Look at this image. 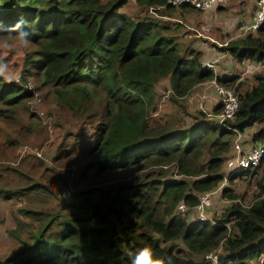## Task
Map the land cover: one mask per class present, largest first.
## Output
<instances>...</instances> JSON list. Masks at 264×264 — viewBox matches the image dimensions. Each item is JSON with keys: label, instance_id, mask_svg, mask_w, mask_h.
I'll return each instance as SVG.
<instances>
[{"label": "trees", "instance_id": "16d2710c", "mask_svg": "<svg viewBox=\"0 0 264 264\" xmlns=\"http://www.w3.org/2000/svg\"><path fill=\"white\" fill-rule=\"evenodd\" d=\"M128 1L0 0V34L26 33L23 37L37 46L36 55L28 54L26 62L40 70L64 104L93 118L81 152L74 145L66 155L75 159L76 174L95 170L96 175L117 180L115 185L59 199V209L36 215L19 209L39 225L25 236L10 232L16 248L0 257V264H133L146 247L152 259L171 257V264H210L205 254L220 247V259L230 264H261L263 196L248 206L231 204L215 224L209 218L189 222L176 210L179 203L194 207L198 195L220 186L226 177L221 173L225 154L236 135L231 128L243 132L264 125V22L219 47L238 62L253 60L262 69L248 89L236 86L242 92L234 117L226 121L228 128L202 111L186 124L188 112L178 99L203 82L216 78L226 83L231 78L214 76L202 66L203 52L181 48L163 26L151 20L134 22L120 12ZM135 1L149 8L166 2ZM188 7L197 9L186 4L179 8ZM164 79L170 84L169 100L179 110L170 114L168 126H154L151 118L159 101L155 87ZM17 83L0 77V104L15 105L32 93ZM221 107L215 105L212 113L218 114ZM252 140V146L264 148L259 142L264 141V128L254 132ZM257 166L232 173L228 180L255 174ZM172 168L181 178L170 180ZM39 188L36 182L16 192L0 188V197Z\"/></svg>", "mask_w": 264, "mask_h": 264}, {"label": "rangeland", "instance_id": "374dc122", "mask_svg": "<svg viewBox=\"0 0 264 264\" xmlns=\"http://www.w3.org/2000/svg\"><path fill=\"white\" fill-rule=\"evenodd\" d=\"M256 2L257 0H224L220 7L217 4L201 11L189 7L184 10L180 6L172 7L171 10H163L159 6L149 8L138 5L135 0H129L119 10L134 22L151 20L163 26L166 28L164 33L173 36L181 48L191 49L200 44L208 47L209 51L202 54V66L207 60H216L214 76L231 78L226 83L219 80L217 82L238 95L255 83L253 75L262 69L253 60L238 62L219 47L222 45L223 48L226 42L243 33L242 27L256 13ZM36 49L37 46L21 34H0V70L6 75L18 77V81H12L32 91L15 105L0 104V188L16 192L20 187L29 188L34 182L40 187L37 192L12 198L0 197V257L16 248V240L10 232L25 236L29 231L34 232L39 225L38 220L20 213L19 209L33 211L35 215L36 212L59 209V199L67 198L74 192L99 190L117 183V180L112 179L113 175H96L95 170L83 173L82 176L76 174L75 159L66 155L74 145H77L78 153L81 152L88 137L85 134L90 133L94 126L93 118H86L64 104L56 93V88L44 81L40 70L26 62L28 54L36 55L33 53ZM0 77L2 82H6L3 75ZM238 84L242 85L240 92L235 90ZM169 86L168 79H164L155 87L159 101L156 113L151 118L154 126H168L170 114L173 116L179 110L177 103L169 100ZM178 100L188 112V116H184L186 124L195 121V117L200 116V111L207 119L219 122L217 116L220 112L214 114L212 110L221 100L219 96L216 98L211 80L195 86L186 97ZM261 128L264 125L255 124L240 132L238 139L237 135L233 136L234 145L225 154L226 160L221 170L224 176L229 172L226 169L227 160L231 161L236 157V142L241 153L247 152L254 145L253 133ZM259 142L264 144V141ZM171 173L173 175H169V178H181L173 173V168ZM139 174L140 172L136 173ZM219 187L221 189L217 191ZM219 187L212 190L217 192L212 195L206 208L209 221L213 224L222 221L225 210L231 204L237 202L248 206L257 196L264 197V161L257 166L255 174L231 181L223 179ZM223 190L226 192L225 196L222 195ZM176 212L179 213L178 210ZM191 212L192 208L188 207L185 213L180 214L193 222ZM215 251L223 254L221 247ZM249 264L260 263L252 260Z\"/></svg>", "mask_w": 264, "mask_h": 264}, {"label": "built area", "instance_id": "2783aa9c", "mask_svg": "<svg viewBox=\"0 0 264 264\" xmlns=\"http://www.w3.org/2000/svg\"><path fill=\"white\" fill-rule=\"evenodd\" d=\"M223 1L224 0H166V4L164 6L170 5L177 7L182 4H186V5H191L199 10H208L216 6L217 4L220 5V3ZM164 6H161L160 8H163ZM263 22H264V0H257L256 13L254 15V18L249 23L245 24L242 27V32H243L242 34L248 31H255ZM215 61L216 60H207L203 62V66L211 69L214 72ZM211 82L213 84V91L216 95V98H218L219 96L221 100L222 107L219 115L217 116L219 119L218 123L228 128L226 125V121L234 117V114L238 108V97L234 91L229 90L224 86L220 85L217 82L216 78L212 79ZM231 130L236 133L237 135L236 139H238V137L240 136V132H238L234 128H231ZM235 147L237 149L236 157L234 160L231 161L230 159L227 160L226 169L229 172H227V176L224 177V181H227L229 175H231L232 173H235L239 170L252 169L256 167L259 164L262 157L264 156V148L260 146H250L247 152L244 151L242 152L243 154L240 152L239 145L237 142L235 144ZM217 189H218L217 191H219L221 188L219 187ZM217 191H208L199 196L198 202L192 208V212H191V217L194 219V221H204L208 219L206 208L210 204L212 195ZM186 207L187 206L180 203L177 206V210L179 213H185L188 208ZM220 255L221 254L216 253V251L213 250L206 253L204 259L209 261L210 264H230V261L228 260L227 261L221 260ZM263 261H264V254H262L260 258V262L262 263Z\"/></svg>", "mask_w": 264, "mask_h": 264}, {"label": "clouds", "instance_id": "9594fccd", "mask_svg": "<svg viewBox=\"0 0 264 264\" xmlns=\"http://www.w3.org/2000/svg\"><path fill=\"white\" fill-rule=\"evenodd\" d=\"M165 4H166V2H165ZM164 5H162V6H164ZM159 7H161V6H159ZM171 7H174V6H171ZM21 23L22 22H18L16 27H19ZM21 35L25 36L26 33L21 32ZM0 75H3L4 79L9 83L12 82L13 79H16L18 81V77L6 75L2 70H0ZM232 146H233V144H232ZM192 221H194V220H192ZM152 256H153L152 250L150 248L146 247V248L139 251V253L137 254V256L135 257V259L133 261V264H171V257H167V258L161 257V258H157V259H152Z\"/></svg>", "mask_w": 264, "mask_h": 264}, {"label": "crops", "instance_id": "0c3cea01", "mask_svg": "<svg viewBox=\"0 0 264 264\" xmlns=\"http://www.w3.org/2000/svg\"><path fill=\"white\" fill-rule=\"evenodd\" d=\"M254 15H255V13H254ZM253 18H254V16H253ZM217 46V45H216ZM220 46H222V45H220ZM193 48H196L197 50H199V51H201V52H203V54L205 53V51H209V48L208 47H205V46H203V45H201L200 44V46H192ZM218 47V46H217Z\"/></svg>", "mask_w": 264, "mask_h": 264}, {"label": "water", "instance_id": "95a60500", "mask_svg": "<svg viewBox=\"0 0 264 264\" xmlns=\"http://www.w3.org/2000/svg\"><path fill=\"white\" fill-rule=\"evenodd\" d=\"M170 180H176V178L171 177Z\"/></svg>", "mask_w": 264, "mask_h": 264}]
</instances>
